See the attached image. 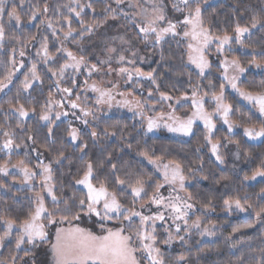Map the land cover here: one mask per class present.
Segmentation results:
<instances>
[{"label": "snow or ice", "instance_id": "6c2138e0", "mask_svg": "<svg viewBox=\"0 0 264 264\" xmlns=\"http://www.w3.org/2000/svg\"><path fill=\"white\" fill-rule=\"evenodd\" d=\"M114 3L115 8L111 4L105 7L104 20L87 24L80 17L86 8L92 9L95 16L96 12L91 0L87 4H81L79 0H72V3L64 5V7L68 9L69 13L80 19V29L77 36H73V32L76 30L71 26L72 20L70 17L64 18L68 24V29L63 33L62 40L57 35V30L53 27V24L49 22L47 28L51 30L52 36L60 42V46L56 48L58 55H53L50 52L47 36L42 39L40 47L37 49L36 56L40 58V63L47 67L46 75L50 73L48 78L53 80V86L57 92L65 94L62 99H68L67 107L71 110V115L85 126H89L90 123L87 117L91 116L93 120L97 119L90 108L81 107L79 103L69 99L77 86V79L75 76L71 79L72 87H61V82L65 76L69 71L72 73L86 71L88 76H91L93 73L102 72V66L108 64L109 69L104 74L110 75L115 71L118 76L126 77L124 82L133 85V91L135 87L140 86L141 80H147L155 86L148 90L147 98L143 100L129 101L124 99L116 102L120 107H127L130 112H133L134 116H140L142 120H146V128L144 129L146 134L163 127L169 133L188 137L193 134V125L200 121L205 129L204 141L210 146L211 156L215 158L218 165L224 164L225 160L221 149L226 145L223 140H227L229 143L235 141H232L230 137H224L223 140L213 142V137L216 129L214 123L216 116H219L227 125L229 133L233 132L234 125L230 121L232 108L224 103L226 84L243 99L254 103L259 113L264 116V86H262L261 91L255 94L241 90L238 81L241 75L246 72V68L242 66L240 60L236 58L228 59V56L234 51L232 48L233 42L243 48L245 45L242 37L245 34L250 33L251 29H256L258 25L264 28V15L253 14L250 21L244 25L237 20L232 34L225 32L223 35H217L205 23L204 11L208 5V0H170L172 12L179 14L172 17L166 14L165 5L153 4L151 14H148L147 9H144V15L140 20L129 18L128 14L122 11L121 6L125 3V0H114ZM24 4L25 0H20L18 5L13 0L11 9H8L6 0H0V42L6 38L3 20L5 13L9 23L15 21L16 27L20 28L21 15L17 9H22ZM30 7H32V11L29 16V23L36 21L40 15L47 14L49 11L47 5L42 9L38 6ZM118 13L122 14L128 23L134 27L136 38L145 46L150 44L152 48L162 47L164 43H168V37L173 39L180 37L177 43L184 45L187 53V61L182 64V70L187 72L189 82H191L194 74L198 78V82L192 85L190 95L185 93L176 98L177 106H180L181 102L188 105L190 101L191 114H185L186 118L177 116L176 108L171 103H169V107L172 108L171 112L161 113L156 117L144 115L145 109L155 111L156 104L162 105L165 102H171L174 97L161 90L158 78L154 74L155 69L143 72L135 67L136 51H132V59H126L123 54L118 56L117 63L124 64L126 62L133 66L131 69L128 67L113 69L111 68V56L108 60H98L97 63L89 64L85 56L80 55L77 57L76 54L64 46L65 42L69 40L78 43V38L82 40L86 34L91 35L107 19H117ZM43 23L44 21H41V24ZM37 27L39 28V25ZM11 38L23 45L29 43L28 40L21 41L16 36ZM30 39L35 41L36 37L32 36ZM119 39L123 43H130L123 36ZM213 45H215V55L219 60V67L224 70L222 81L226 84L224 82L220 84L219 95L213 92L211 99L215 101L216 107L213 112H209L205 109V98L209 93L205 91L201 95L200 88L203 80L208 78L212 68L208 55ZM106 51L112 54L116 53L117 49L106 46ZM13 52H15V49H13ZM19 54L21 57L25 55L24 51H20ZM258 55L264 57V51L257 53L253 49L252 59L248 63L256 68H264V59L257 60ZM221 57L223 59H220ZM161 59H164L163 52H161ZM58 60H64V62L60 63L57 68L54 65ZM12 63L15 65V59L12 60ZM189 65L193 66L195 72L188 67ZM21 67H23V63H21ZM229 70L234 74L229 75ZM11 77L12 73H9L7 77L9 82ZM35 82L42 84L43 79L38 71L37 63H32L29 72L25 74L22 81V92L30 95V89H33ZM85 85H87V80H85ZM6 87L7 84H0V91H3ZM89 88L92 92L98 94L95 101L96 105L107 104L109 109L112 107V102L115 99L114 91L117 89L116 84H112L111 88H100L96 84H92L86 87L85 90L87 91ZM208 88H215L210 79ZM157 93L158 99H155L152 106L149 107V101ZM117 94L125 96V93ZM19 95L20 92L17 93L18 97ZM127 95L132 96L133 92H128ZM78 100L79 96H77ZM64 108L65 104L55 100L51 90L39 113H37L35 107L27 108L18 99L16 100V106H13L12 101H9V108L5 116L6 119L14 117L17 121V128L23 129L25 120L36 116L37 123L43 122V126L47 127L48 131L44 150L41 151L40 147L31 148V153L34 154V166H29L30 162H26L24 159L11 165L12 169L18 170L23 176L22 183L29 186L33 196L30 198L28 211L23 214V219L19 217H0V227L3 228V232L0 234V245L5 241L11 243L9 238L15 232V250L17 252L22 251L24 257H28L34 248L47 244L51 255V264H165L163 254L157 246L159 243L157 222H160V226L163 227L164 233H166V238L163 240L166 245H171L173 240H179L182 244H186L185 236L180 235V233H188L192 229L200 231L201 236L215 235L214 225L212 227L205 226L201 230L202 221L199 216L189 223L196 210V205L192 202V194L187 193L186 185L189 178L185 175L184 167L179 161L169 160L164 163L162 156H155L154 153L141 151L139 155L154 166L162 179L154 183L155 178L151 174L146 175L131 170L124 172L121 176L117 164L111 162V154L108 158L101 160L99 164L96 161L84 159L88 146L86 143H79L81 133L71 124L67 129L68 138L72 144L80 149L81 155L78 159L82 163L75 173L69 171V175H74L75 179L67 182L66 186L61 183L58 187L54 177L55 166L63 165L68 157L65 155L63 144L56 146L53 126L56 121L61 120V117H68L69 111L57 110ZM77 109H79V114L76 112ZM4 127V125H0V132L3 135L0 151L11 155L14 150L21 148V146L27 147L26 141L31 142L32 145H37L36 136L31 134V129H29L26 138H21L20 142L17 143L16 133L4 130ZM243 132L249 139L264 137V127L259 130L254 127H244ZM90 135L93 141H96L101 133L93 127ZM103 135L105 137H115L117 133L116 131L110 132L105 128ZM45 152L52 156V159L47 163L44 162L47 159L44 155ZM28 155L29 153L26 152L25 156ZM69 163L71 164V161ZM108 165H110V168ZM262 168H264V165H262ZM0 173L4 176L11 174L7 163L0 165ZM258 176L264 177V170L258 169L251 177L245 176V180H256ZM203 179H207V177L205 176ZM165 186L168 187L167 196L162 192ZM5 188L6 185L0 183V189ZM181 192L187 194L182 196L180 195ZM258 199L264 201V189H261ZM245 204L247 207H245ZM203 207L207 211L212 207L211 201L204 204ZM223 207L228 212L233 208L240 212H245L248 209L255 210V206L247 203V199L242 203L238 197L224 199ZM153 208L155 211H152ZM255 215L258 219L264 216V204L259 206V210L255 212ZM85 218L91 221V227L80 226L84 223ZM168 221H171V224H168ZM65 223L69 227H62ZM49 226H56L54 238L50 233ZM247 226L251 227L252 225ZM233 231L238 232L240 229H233ZM17 258V256L12 257V264H16ZM20 259L23 264H28V261L23 257ZM185 259L184 255H180L176 260V264H184Z\"/></svg>", "mask_w": 264, "mask_h": 264}, {"label": "trees", "instance_id": "16d2710c", "mask_svg": "<svg viewBox=\"0 0 264 264\" xmlns=\"http://www.w3.org/2000/svg\"><path fill=\"white\" fill-rule=\"evenodd\" d=\"M35 2L29 4L27 2L28 6L26 9L31 11L32 7L30 6H38L42 9L47 5L49 11L47 14H42L32 26L27 27L24 24L17 28L16 26L8 25L6 19L4 21L6 38L0 46V84H4L8 80L7 77L11 71H19L17 66L15 67L12 63V60L15 59L17 61V55L20 51L25 50L26 53H30L35 49L33 46L37 44L35 43L36 40L42 36H47L48 40L52 38V33L49 32L48 28L41 26V21L51 20V16L54 21L68 17V9L64 5L70 4L71 0H35ZM89 2L90 0H86V3ZM91 3L93 8H95L96 14L94 16L92 9H90L91 12L87 11L82 15V19L87 24L104 20V9L108 4H111L113 8L116 7L114 0H91ZM121 8L123 12H126L123 5ZM253 14L264 15V0H218L211 2L205 7L204 19L206 25L210 26L215 34L223 35L225 32L232 34L237 20L244 25L250 21ZM129 18L132 17L129 16ZM110 22L115 23L128 32L130 31L129 29H132L125 17L118 13L117 19H107L95 31ZM37 25H39V28ZM72 25L75 28H80V24L77 22L72 23ZM252 30L249 38L251 41L247 45L249 53L236 52L231 55L232 58L240 60L245 68L250 65L248 61L252 59L251 53L253 49L257 53L264 51V28L258 25L256 29ZM13 36L19 37L21 41L28 40L29 43L27 45L17 43L16 40L11 38ZM32 36L36 37L35 41H31L30 38ZM50 42L51 40H49ZM164 46H170L172 50L176 48V45H172L170 42L164 43ZM13 49H15V52H13ZM173 52L172 55L175 56ZM169 53L170 51L163 50L164 59L159 61L160 58H157L153 66L147 70L149 72L155 69V75L158 80L163 79L162 84L164 86L172 83L166 75L164 76L167 62L170 60L169 57L172 56ZM260 59H264V57L258 55L257 60ZM172 61H175V59H172ZM60 63H63V60H60L54 67L58 68ZM38 71L42 76L43 83L34 85L33 89H30V95L22 92V81L24 79L19 77L13 83L11 89L0 97V125L5 127L16 126L17 121L14 117L6 119L5 116L9 108V101H12L13 106H16V100L18 99L27 108L35 107L37 113L40 111L45 97H48L45 94L46 87L53 80L48 78L50 73L46 75L47 72ZM211 75L216 88H219L222 79L220 78L218 66L213 67ZM240 86L243 90L254 94L261 91L262 86H264V72L247 71ZM162 91H164L163 88ZM18 92H20L19 97L17 96ZM228 99L233 102V117H238L239 115L242 118H251L252 121H259L254 111L249 107L233 97H228ZM100 124L102 126L96 128V130L101 135L96 141H93L90 133L85 134L79 141L80 144L86 143L88 146L84 157L85 160L90 159L99 164L101 160L108 158L109 154H111V162L117 164L121 176L129 170L152 175L149 168L140 161L142 156L139 153L141 151H148L150 154L154 153L155 156H162L167 161L177 160L183 165L185 174L196 175L199 178V180H193L187 187V192L192 194V202L196 205V215H204L206 211L203 205L211 201L212 207L207 210L211 214L205 215V218L207 217V223L213 224L216 228L213 237L197 239L186 244H178L174 248H168L163 243L165 237L162 234V230L160 228L157 229L159 241L157 246L163 254L165 264H176V260L180 255H184L186 258L184 264H264V216L258 219L255 215V212L259 210V206L264 204V201L258 199V194H260L261 189H264V182L259 181L251 184L247 182L248 180H245V176L251 177L258 169L264 170L262 168V165H264V140L258 144H250L246 142L240 132L231 137L240 151L241 160L246 161L247 165L240 171H235L229 158L225 160L222 166H219L214 161L210 155L209 146L204 141V132L199 127H196L195 132L188 139L180 140L169 136L146 137L140 130L139 124L135 123L132 118L123 112L101 119ZM53 127L56 146L63 144L65 155L68 157V160H65L63 165L55 166L54 177L58 187L61 183L66 186L67 182L75 179L74 175H69V171L75 173L81 166L82 162L78 159L81 152L68 138L67 120L61 121ZM105 128L116 131L117 135L111 139L103 138V130ZM29 129H31V134L36 136L37 145H32L26 141L27 147H30V150L32 147H40L41 151H43L46 143L47 127L43 126V122L38 124L37 118L31 117L25 120L24 128H19L16 132L26 138L29 134ZM224 132L225 129L221 131V137L226 134ZM44 155L47 157V161L52 159L48 152H45ZM69 161H71V164ZM201 164L203 165L202 167ZM108 167L110 168V165ZM190 169L192 171H189ZM205 176L207 179H203ZM153 177L155 178L154 183L159 180L155 176ZM16 193L19 195L15 196L14 192V197L12 194H3L4 196L0 197V214L5 218L19 217L23 219V214L28 211L30 199L22 195L23 192ZM237 197L241 199L242 203L247 199V203L253 204L255 210L248 209V215L244 216L241 214L226 215L223 200ZM245 207H247L246 204ZM247 225L252 226L248 227ZM233 229H240V231L234 232ZM2 232V229H0V234ZM15 251L14 242L11 241V243L4 245L0 252V264L2 262L10 263Z\"/></svg>", "mask_w": 264, "mask_h": 264}, {"label": "rangeland", "instance_id": "374dc122", "mask_svg": "<svg viewBox=\"0 0 264 264\" xmlns=\"http://www.w3.org/2000/svg\"><path fill=\"white\" fill-rule=\"evenodd\" d=\"M43 1H47V0H43ZM216 1H218V0H208V3L216 2ZM27 2H28V4L33 3V2L36 3L35 0H25L24 7L22 9L18 8L17 11L21 15V26H23L25 24V25H27V27H30L33 25V23L35 21L27 24V22H29V16L31 15V11H32V10L30 11V10L26 9V7L28 6V4H26ZM79 2L81 4H87L86 0H79ZM12 3H13V0H6V7L8 9H11ZM15 3L18 5L20 3V0H15ZM43 3L45 4V2H43ZM71 3H72V0H71ZM153 4L165 5V12L169 17H172L173 15H179V14H174L172 12L170 0H125L123 7L126 10L128 17L130 16L132 18L134 17V18L140 20V19H142L143 15H144V9H147L148 14H151ZM33 7H35V6H33ZM87 11L91 12L90 9L86 8L84 13ZM84 13L81 14L80 19H82V15ZM68 17L71 18L72 23L77 22L80 24V19H77L74 16V14L68 12ZM5 19L8 23V25L16 26L15 21H12L11 23H9L6 13L4 15L3 20L5 21ZM49 22H51L53 24V27L57 30V35L59 36L60 40H62L63 39V33L65 31H67V29H68V24L65 22V19L62 18L61 20L54 21L53 17L51 16V20L50 19L44 20V23L41 24V26L47 28V24ZM71 26L74 30H76L73 32V36H77V33H78L80 28H75L72 24H71ZM129 30H130L129 32L126 30H123L118 25H116L115 23L110 22V23H107L105 26H103L98 31H94L91 35L86 34L84 39L79 40V38H78V41H79L78 43H74L71 40H69V41L65 42L64 46L67 47L69 50H71L74 54H76L77 57H79L80 55L85 56V58L89 62V64L97 63L98 60H108L109 56H111V68H113V69H118L119 67H128L129 69H131L133 66L126 63V62L124 64L117 63L118 56L120 54H123L126 56V59H132L131 53H132V51H136L137 56L135 57V61H136L135 67L139 68L143 72H148L147 70L151 66H153V64L157 58H160L159 61H162L161 52H163V50L170 51V53H169L170 55H172V52L174 51L173 53L175 56L172 55L173 57L172 56L169 57L170 60L167 62V69L164 71V76L166 75L167 78L169 79V81L172 83L167 85V86H164L162 84L163 79L161 78L160 80H158V83L161 85V90L163 88L164 91L173 95L174 99H173V101L165 102L162 105L156 104L155 105V111H148L147 109H145L144 115L156 117V116L160 115L161 113L171 112L172 108L169 107V103H171L173 105V107L176 108V115L177 116L185 117V114L190 115L191 114V109L189 107L190 101L188 102V105H185L183 102H181V105L177 106L176 105V98L184 95L185 93L190 95L191 90H192V85H194L198 82V78L194 74L192 76L191 82H189V76H188L187 72L182 70V64L186 63V61H187V53H186V47L184 45H179L177 43V41L180 39V37H176L175 39H173L171 37L167 38L168 42L172 43V45H176L175 50L170 49V46H168V47L164 46V44L162 45V47L152 48L150 44L148 46H145L144 43L140 42L136 38V35H135L136 30L134 29V27H132V29H129ZM252 31L253 30L251 29L250 33L245 34L244 37H242V40L244 42L245 47L242 48L240 45H237L233 42L232 48L234 49V51L228 56V59H232L231 55L233 53H236V52L249 53L247 45L251 41V39H249V38H250V34L252 33ZM49 32H51V30H49ZM121 36H123L124 39L128 40L130 43H123L119 39V37H121ZM51 37L52 38H49V40H51V42L49 43L50 52L53 55H58L56 53V48L60 46V42H59V40H57L56 37H53V36H51ZM114 37H115V39H113ZM43 38L44 37L42 36L41 38L36 40L35 43H37V44L35 46H33L35 49L32 50L30 53H26L25 50H22V51H24L25 55L23 57H21L20 54L17 55V61L15 60L16 63L14 66L15 67L17 66V69H19V71H17V72L14 70L11 71V73H12L11 81L9 82V80H7L4 83V84H7V87L4 88L3 91H0V97H2L6 92L9 91V89H11V87L13 86V83L16 80H18L19 77H22L23 79L25 78V74H27L29 72V69L31 68L32 63H37L38 70H42V71L47 72V67L44 66L42 63H40V58L36 56L37 49H39L40 42L42 41ZM2 43H3V41L0 42V46L2 45ZM51 43H54V44L51 45ZM52 46H53V48H52ZM106 46L115 47L117 49V52L112 53V54L108 53L106 51ZM81 49H83V51H81ZM141 58H143V59H141ZM172 59H175V61H172ZM208 59L210 60V62L212 64V68L210 70V74H209L208 78L203 80V83H202L201 88H200V94L203 95V93L205 91H207L209 93V95L205 98L206 99L205 109H206V111L213 112L215 110L216 104H215V101H213L211 99V96H212L213 92L216 95H219V93H220V85H219V88H216V86L214 89L208 88L209 79L212 80V83L215 85V82L213 81L212 75H211L213 67L214 66L219 67V60L217 59V57L215 55V45L212 46V49L210 50V53L208 55ZM220 59H223V57H221ZM59 62H60V60H58L56 64H58ZM63 62H64V60H63ZM21 63H23V67H21ZM188 67L190 69H192L193 72H195V69L193 68V66L189 65ZM102 68H103L102 72L93 73L91 76H88V73L86 71L82 72V73H72L71 71H69V73L65 76L64 80L61 82V87H72L71 79L73 78V76H75V78L77 79V86L74 88L73 94L71 95V97L69 99L71 101H76L77 103H79L81 105V107L90 108L95 113V116L97 117V119L93 120V118L91 116L87 117V119L90 122L89 126L83 125L82 123H80V121H77L75 119V117H73L71 115V110L67 107L68 99H62V97H64L65 94L57 92V90L53 86V81L47 85L45 94L49 97V92L51 90V92L53 94V98L55 100L61 101L62 103L65 104L64 109H57V110L69 111L68 117H66V118L61 117V120L56 121V124H58L61 121L67 120L68 127H69V124H71L72 127H76L80 131L81 139H82V137L85 134L90 133V131L92 130V127L98 128V127L102 126L100 124L101 119L108 117L112 114L118 113V112H123L126 115H128L130 118H132L135 121V123L139 124L140 130L142 131V133L146 137L169 136L171 138L180 139V140H186L190 137V136L185 137V136H181L178 134L169 133L163 127L155 130L152 133L146 134L144 131V129L146 128V120H142L140 116H134L133 112H130L127 107H120V106H118V104L116 102L122 101L124 99H128L129 101L143 100L144 98H147L148 90L150 88H154L155 86L152 85L151 82H149L147 80H141L140 86L135 87V89L133 91V85L126 84L124 82L126 77L122 78V77L118 76L115 71H113L110 75H105L104 73L107 72L109 69L108 64L103 65ZM43 69H45V70H43ZM219 69H220V78L222 79V73L224 70L220 67H219ZM249 70H253V71H257V72H260V71L264 72V68H256L252 65H249L248 68H246V72ZM246 72L243 75H241L240 80L238 81V84H239V87L241 88V90H243V89L240 86V83L243 80V78H245ZM233 74L234 73H232L231 70H229V75H233ZM85 80H87V85H85ZM109 81H111V83H109ZM222 82H224V81H222ZM224 83L226 84V82H224ZM36 84H40V83L35 82L34 85H36ZM92 84H96L100 88H111L112 84L117 85V89L114 91L115 99L113 100L112 107L110 109H109L107 104L96 105L95 101H96L98 94L95 92H92L90 90V88L87 91L85 90L86 87H88ZM128 92H133V95L128 96L127 95ZM117 93H125V96H121ZM77 96H79L78 101H77ZM48 97L47 98L45 97V100L48 99ZM228 97H233L237 101H240L245 106H247L251 110H253L255 113V116L257 117V119H259L260 122L259 121H252L251 118H242L239 115H238V117H233V111H232L230 113V121L232 122L234 127H233V132L229 133L227 125L224 124L223 120L219 116H216L215 120H214V123L216 124V129H215V135L213 137V142H215L216 140H223L224 137H230L231 138L234 134H236L238 132H240L242 134V136L244 137V139L246 140V142H248L250 144H258V143L262 142L264 140V137H260V138H256V139H249L248 137H246L244 135V132H243L244 127H254L257 130H259L261 127H264V116H262L259 113L258 108L254 106V103H250L247 100L243 99L235 90H233L229 85L226 84L225 91H224V103L230 105L232 108L233 102L230 101L228 99ZM155 99H158V93L156 94V96L154 98H152L149 101V107L152 106ZM76 112H77V114H79V109H77ZM32 117L37 118L36 116H32ZM196 127L201 128L205 134V129H204L202 122L197 121L193 125V133L195 132ZM18 129L19 128H17L16 126H6L4 128V130L13 131L16 133V142L17 143L20 142L21 138H24V136H22L21 134L16 132ZM223 129H225L224 133H226V134L221 137L220 133ZM109 131L111 132V130H109ZM103 138H105V136H103ZM106 138L111 139L112 137H106ZM2 141H3V135H2V132H0V143H2ZM232 141H234V140H232ZM223 143L226 145V147H223L221 149V152L224 156V160H228V158H229V160L231 162V166L235 171H240L243 167H246L247 166L246 161L241 160L240 151H239L236 143L235 142L229 143L227 140H223ZM209 151H210V146H209ZM26 152L29 153V155L27 157L25 156ZM30 153H31L30 147H24V146H21V148L14 150L11 155L7 154L4 151H0V165H5L7 163L9 165V171L11 173L8 176H4L2 173H0V183H3L6 185L5 189H0V197L4 196L5 194H7V195L12 194L13 197L15 194H16L15 196H18L19 194L16 192H23L22 195H24L25 197H27L29 199L33 196V192L29 189V186L22 183L23 176L18 172V170L11 168L12 164H17L18 161H20L22 159H24L26 162H30L29 166H34L35 165V160L33 158L34 154L31 153V155L33 154V156L31 157ZM210 155H211V153H210ZM212 158L215 161V158L214 157H212ZM140 161L142 162V164H144L146 167L149 168V170L151 171L153 176H155L157 179H159V180H157V182H159L162 179L160 173L155 170V168L152 164L148 163L147 159H145L144 157H140ZM44 162L47 163L48 161L45 159ZM163 162L167 163L168 161L163 159ZM222 165H219V166H222ZM185 175L188 176V178H189L188 183L186 185V188L192 183L193 180H199V178L196 175H187V174H185ZM259 181L264 182V177L258 176L256 178V180L248 179L247 182L251 183V184H255ZM37 190H38V188H37ZM14 192H15V194H14ZM162 192L165 196H167L168 195V187L165 186V188L162 189ZM187 193L181 192L180 195L185 196ZM152 211H155V209L153 208ZM225 212H226L225 214L228 216H233V215H238V214L239 215L241 214L244 216V215H248V213H249L248 210L245 212H240L239 210H237L235 208H233L230 212H228V211H225ZM210 214H211V212L206 211L204 213V215L200 216V215H196V212H194V214L191 216V218L189 220V223H191L193 220H195L197 218V216H199V217H201V221H202L201 230H203V228L205 226L212 227L213 224H210L209 222L207 223V217L205 218V215L207 216ZM0 217H4V216H2L0 214ZM167 223L171 224V221H168ZM80 226L81 227H91V221L88 220L87 218H85L84 223L80 224ZM109 226H111V225H109ZM62 227L67 228V227H69V225L67 223H65L64 225H62ZM55 228H56V226H49L50 233L52 234L53 238H54V234H55ZM158 228H160L162 230V234L166 238V233H164L163 227L160 226V222H157V229ZM0 229H2V231H3L2 227H0ZM215 229L216 228L214 227L213 230L215 231ZM97 231H98V229H97ZM15 235H16L15 232H13L12 236L9 238L12 242H14V244H15ZM180 235H184L187 242H193L197 239H209L210 237L214 236V235L213 236H201L200 231L195 230V229H192L188 233L181 232ZM8 243H9L8 241H5L2 245H0V252H1V249L3 248V246L8 244ZM178 244H181V242L179 240H173L171 242V245L165 244V246L168 248H174V247L178 246ZM14 256L18 257L16 260V264H23V261L20 259L21 257H23L25 260H27L28 264H51V255H50L49 247L47 244L40 245V246L34 248L28 257H24V253L22 251H20V252L15 251ZM1 264H12V259H11L10 263L2 262Z\"/></svg>", "mask_w": 264, "mask_h": 264}]
</instances>
